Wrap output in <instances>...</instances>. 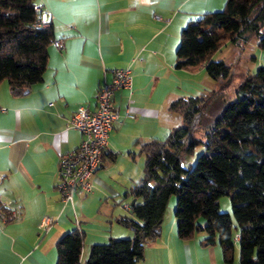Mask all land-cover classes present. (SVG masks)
<instances>
[{"label":"crops","instance_id":"obj_1","mask_svg":"<svg viewBox=\"0 0 264 264\" xmlns=\"http://www.w3.org/2000/svg\"><path fill=\"white\" fill-rule=\"evenodd\" d=\"M224 1L35 0L63 46H48L42 80L28 92L14 96L6 81L0 83V199L20 209L18 219L0 223V264H55V243L75 228V218L83 236L82 264L91 245L132 237L131 227L120 221L135 219L126 207L131 198L127 202L123 193L142 175L123 182L117 153L135 160L136 151L142 154L138 140L159 139L168 130L174 115L167 108L180 95V74L204 69L174 67L180 31ZM122 67L131 69L132 88L114 94L119 120L109 131L92 190L63 204L56 189L59 156L82 139L66 121L80 106L93 110L102 80ZM128 97L133 118L125 116ZM44 215L55 218L47 232L39 228ZM201 237H178L169 206L159 236L145 245L137 264H225L218 244L203 246ZM231 264H238L237 246Z\"/></svg>","mask_w":264,"mask_h":264},{"label":"trees","instance_id":"obj_2","mask_svg":"<svg viewBox=\"0 0 264 264\" xmlns=\"http://www.w3.org/2000/svg\"><path fill=\"white\" fill-rule=\"evenodd\" d=\"M34 4L0 0V83L6 81L14 96L42 80L48 46L55 39L51 24L38 23ZM253 36L264 50V0H225L220 9L201 13L182 27L174 67L202 65L211 78H226L230 67L212 55L227 42L246 43ZM205 106L198 96L173 99L167 110L182 123L163 140H138L142 176L123 193V199H134L127 206L135 219H120L133 235L91 245L83 264H137L145 245L160 234L171 195L176 196L178 237L202 233L201 245L217 243L225 264L233 262L235 246L238 264H264V59L242 78L236 97L222 106L203 140L195 139L192 132ZM196 141L204 148L189 162L186 155ZM220 195L229 197L231 213L219 210ZM82 242L76 227L60 236L55 264H82Z\"/></svg>","mask_w":264,"mask_h":264},{"label":"built area","instance_id":"obj_3","mask_svg":"<svg viewBox=\"0 0 264 264\" xmlns=\"http://www.w3.org/2000/svg\"><path fill=\"white\" fill-rule=\"evenodd\" d=\"M34 10L38 14L40 25L50 24L40 5L34 4ZM54 44L58 48L63 46L61 39L54 40ZM110 73V80L103 79L96 92L94 109L89 110L80 106L66 121V128L77 130L82 135V139L77 147L59 156L56 189L63 204L72 205L74 196H85L92 190L91 178L101 165L108 144L109 131L119 120L113 100L114 94L117 90L130 91L132 88L130 67L113 68ZM132 102L133 100L128 97L125 108V116L128 118H133L129 108ZM19 216V207L12 205L10 200L0 199V223L18 219ZM54 219L48 215L42 216L39 222L40 230L47 232ZM74 222L75 227L80 231L77 218Z\"/></svg>","mask_w":264,"mask_h":264},{"label":"rangeland","instance_id":"obj_4","mask_svg":"<svg viewBox=\"0 0 264 264\" xmlns=\"http://www.w3.org/2000/svg\"><path fill=\"white\" fill-rule=\"evenodd\" d=\"M256 43L257 38L253 36L246 43L232 44L227 42L215 51L212 55V59H221L230 67L229 75L226 78L219 77L213 79L204 69H196L192 72L183 71V73L180 74V95L178 97L198 96L202 102H206L203 114L200 116L197 124H195L192 132V136L195 139L203 140L204 132L208 126L212 124L222 106L236 97V88L242 78L247 73L254 72L258 66L261 65L264 59V50L260 49ZM173 115L174 117L171 124H165L169 125V128L164 132L165 134L163 137L159 138L160 140L165 139L172 127L182 123V120L177 113L173 112ZM198 118L199 116L197 119ZM203 148V143L196 141L193 152L186 155L189 162H194L198 153L201 152ZM136 154L137 157L135 160H132V158L129 157V161H127L124 159L127 156V152L122 154L117 153L118 165L121 167L120 169L123 168L126 173V178H121V180H124L123 182L127 183L131 179H138L142 175L144 158L143 155L138 154L137 151ZM130 165H133V168L130 167ZM112 171H115V169ZM116 174H118V172ZM126 200L127 202H130V198ZM175 201L176 196L171 195L166 209L167 212L170 206L171 216H173ZM218 206L220 211L231 213V204L228 196L220 195L218 197Z\"/></svg>","mask_w":264,"mask_h":264},{"label":"water","instance_id":"obj_5","mask_svg":"<svg viewBox=\"0 0 264 264\" xmlns=\"http://www.w3.org/2000/svg\"><path fill=\"white\" fill-rule=\"evenodd\" d=\"M133 202H134V199H132L130 203L133 204Z\"/></svg>","mask_w":264,"mask_h":264}]
</instances>
